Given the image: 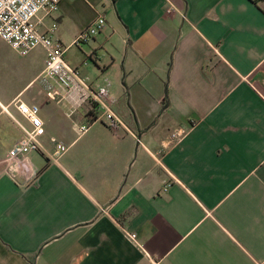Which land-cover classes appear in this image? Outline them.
I'll use <instances>...</instances> for the list:
<instances>
[{
	"label": "crops",
	"instance_id": "1",
	"mask_svg": "<svg viewBox=\"0 0 264 264\" xmlns=\"http://www.w3.org/2000/svg\"><path fill=\"white\" fill-rule=\"evenodd\" d=\"M169 1L59 0L43 20L126 130L80 134L88 118L46 95L45 50L0 38V161L18 102L38 105L47 152L68 146L30 153L29 185L0 164V264H264V0ZM96 12L103 31L69 46Z\"/></svg>",
	"mask_w": 264,
	"mask_h": 264
},
{
	"label": "built area",
	"instance_id": "2",
	"mask_svg": "<svg viewBox=\"0 0 264 264\" xmlns=\"http://www.w3.org/2000/svg\"><path fill=\"white\" fill-rule=\"evenodd\" d=\"M167 3L166 13H172L175 9L169 0ZM58 11L59 0H0V38L20 55H27L37 47L45 50L46 58L41 76L55 84L46 95L52 101L66 100L70 103V116L79 113L88 118L86 124L78 127L80 134L87 130L89 123L96 121H103L112 130L118 128L126 130L120 117L111 109L108 87L102 85L93 88L80 76L76 67L64 61L68 46H65L55 34L57 23L52 22L48 26L43 23L44 18L50 19ZM104 27V14L96 12L94 18L76 35L69 46H79L90 41L103 31ZM15 107L27 120V124L12 115L13 122L20 128L22 134L7 151L0 164L4 165L3 173L13 181L18 182L20 178L23 184L29 185L36 180L38 172L33 168L28 155L43 152L49 160L56 162L63 153H66L68 146L55 138H50L53 151L47 152L41 140L45 128L38 114V105L29 106L18 102ZM180 131L175 130L172 137H180ZM168 186L169 184L163 186V190L166 191ZM123 233L135 242L136 235L133 232L124 230Z\"/></svg>",
	"mask_w": 264,
	"mask_h": 264
},
{
	"label": "rangeland",
	"instance_id": "3",
	"mask_svg": "<svg viewBox=\"0 0 264 264\" xmlns=\"http://www.w3.org/2000/svg\"><path fill=\"white\" fill-rule=\"evenodd\" d=\"M90 1V3H92V5L94 6V8L96 9V10H101V4L99 3V2H97V0H89ZM87 9H89V7H86ZM90 13H92V12H90ZM83 45V44H82ZM81 45V46H82ZM84 49H86V47H87V45H83L82 46ZM70 54V52L68 51V50H66V52H65V59L67 60V57H68V55Z\"/></svg>",
	"mask_w": 264,
	"mask_h": 264
}]
</instances>
